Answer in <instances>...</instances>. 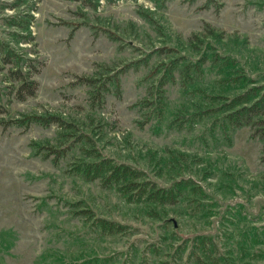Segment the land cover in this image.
Instances as JSON below:
<instances>
[{"label":"rangeland","instance_id":"rangeland-1","mask_svg":"<svg viewBox=\"0 0 264 264\" xmlns=\"http://www.w3.org/2000/svg\"><path fill=\"white\" fill-rule=\"evenodd\" d=\"M0 42L39 85L0 58V264H264V112L230 118L264 100V0H0Z\"/></svg>","mask_w":264,"mask_h":264},{"label":"trees","instance_id":"trees-1","mask_svg":"<svg viewBox=\"0 0 264 264\" xmlns=\"http://www.w3.org/2000/svg\"><path fill=\"white\" fill-rule=\"evenodd\" d=\"M81 2L82 0H75ZM0 58L4 65L9 66L7 73V80L13 83V94L14 99L17 101H26L29 98L36 96L38 89V82L35 79V74L37 72L36 67L34 65V61L32 59H26L22 57L16 50H12L6 48V45L0 42ZM84 83H91L89 80H82ZM2 96L0 94V113L2 112ZM264 100H260V102H256L250 107H244L242 109L234 111L231 115V122L237 126L250 125L252 120L262 114L264 112L263 102ZM36 120H41L36 118ZM32 121V120H31ZM13 124H16L14 122ZM111 161H103L101 164L92 165V173L94 174L93 179L101 176L110 174L109 178L117 177L121 180L126 181L128 178L131 180H135L139 178L141 175L136 171H133L130 167L127 166H113L111 165ZM134 186H137L134 184ZM103 224H107L106 222H102ZM109 233H115L117 230L107 228L105 229Z\"/></svg>","mask_w":264,"mask_h":264}]
</instances>
